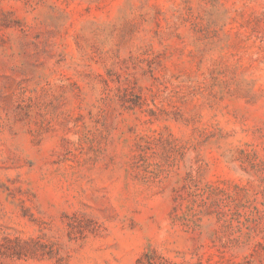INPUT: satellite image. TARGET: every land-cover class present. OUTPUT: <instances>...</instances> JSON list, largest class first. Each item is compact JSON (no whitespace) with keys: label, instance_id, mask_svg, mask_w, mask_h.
I'll return each instance as SVG.
<instances>
[{"label":"rangeland","instance_id":"1","mask_svg":"<svg viewBox=\"0 0 264 264\" xmlns=\"http://www.w3.org/2000/svg\"><path fill=\"white\" fill-rule=\"evenodd\" d=\"M0 264H264V0H0Z\"/></svg>","mask_w":264,"mask_h":264}]
</instances>
